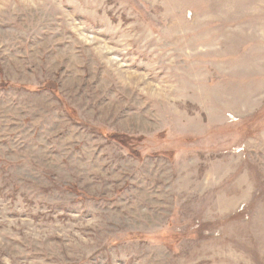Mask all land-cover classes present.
Wrapping results in <instances>:
<instances>
[{
    "label": "rangeland",
    "instance_id": "rangeland-1",
    "mask_svg": "<svg viewBox=\"0 0 264 264\" xmlns=\"http://www.w3.org/2000/svg\"><path fill=\"white\" fill-rule=\"evenodd\" d=\"M0 264H264V0H0Z\"/></svg>",
    "mask_w": 264,
    "mask_h": 264
},
{
    "label": "trees",
    "instance_id": "trees-1",
    "mask_svg": "<svg viewBox=\"0 0 264 264\" xmlns=\"http://www.w3.org/2000/svg\"><path fill=\"white\" fill-rule=\"evenodd\" d=\"M21 89H25V90H26L27 88H25L24 86H21ZM31 89H32V91H34V92H36V91H40V89H36L35 87H31ZM53 89H54V88L51 89L52 92H54ZM48 90H49V88H48ZM107 137H108L109 139H111V140L117 142L119 145H121V146L127 148L131 154H134V155H133L134 157L138 158V157L136 156V155H138V154H137V152L134 151L133 146L130 147L131 139H125V138H123L122 136H119V135H117V134H110V135H107ZM67 189H68L70 192H73V193L77 192V189H76L75 187H71V188L67 187Z\"/></svg>",
    "mask_w": 264,
    "mask_h": 264
}]
</instances>
